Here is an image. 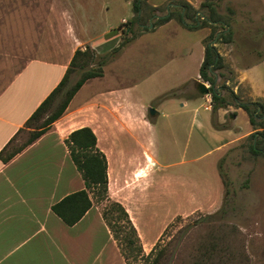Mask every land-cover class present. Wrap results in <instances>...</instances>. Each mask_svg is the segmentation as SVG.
Masks as SVG:
<instances>
[{
    "label": "rangeland",
    "instance_id": "rangeland-1",
    "mask_svg": "<svg viewBox=\"0 0 264 264\" xmlns=\"http://www.w3.org/2000/svg\"><path fill=\"white\" fill-rule=\"evenodd\" d=\"M150 1L160 4L153 8ZM206 2L214 4L219 15L226 20L227 29L231 32L230 42L219 41L216 37L217 32L223 30L222 25L188 29L177 20V16L184 12L183 4H190L192 8L183 14L184 21L193 24V18L189 16L197 10L195 16L200 17L198 21L201 22L208 15L207 7L201 6ZM54 7L76 13L75 20L91 35L98 34L105 27L117 29L123 18L127 20L124 29L127 30L129 22L133 21L131 3L125 0H0V49L8 43L30 42L33 47L39 35L46 32L44 23L52 17L49 11H54ZM167 14H172L175 20L158 27L156 19ZM153 26L154 30H150ZM131 27L135 37L124 45L127 46L124 51L120 49L117 52L120 55H117L118 59L112 57L107 67V71L110 68L119 74L116 82L111 84L139 83L137 81L147 70H153L163 61L168 50L182 52L183 78L188 75L185 82H169L171 86L154 98H149L152 91H148L149 86L146 89L147 82H141L135 88L133 103L138 106L145 104L155 110L159 107L156 110L159 113L143 142L154 160L143 165L140 182H137L143 192L148 186L149 190L146 196L137 199L142 202L137 215L128 213L131 221L137 217L138 224L149 237L164 223L161 233L168 224L174 223L169 235L191 224L194 227L189 232L192 238L188 242L192 244L199 234L206 231L208 220L204 215L209 214L192 211V208L195 205L207 207L217 198L219 160V171L226 185L221 206L210 214L215 220L236 224L244 238L249 264H264V140L257 145L260 151H253L252 139L248 135L261 130L258 126L264 125V111H258L252 125L248 114L236 107V100L230 95V90H233L239 101L264 103V0H146L140 21H133ZM144 27L149 31L139 38L137 33L145 31ZM132 33H126L124 38ZM112 35L109 34L106 40ZM205 43L214 45L221 56L222 66L213 74L217 90L227 96L230 103L217 111L212 109L210 94L196 95L195 80ZM103 55H97L96 60ZM180 61L176 56L175 64ZM81 73L80 69L73 72L69 84L75 82ZM203 82L209 85L207 81ZM223 83L227 88L220 87ZM170 90H177L178 95L160 101L156 99ZM180 92L195 95V98H184ZM180 97L187 99L183 107L181 103L184 100H178ZM207 104L211 107L209 110L204 109ZM180 108L184 112L181 118L174 113ZM241 134L244 136L220 150L218 144ZM27 136L26 131L21 132L17 143L23 142ZM126 184L114 181L111 186L119 192ZM126 187L129 189L128 185ZM117 194H113V199H100L91 194L100 210L114 220L118 213L112 209V200H119ZM121 200L131 201L127 195ZM222 207L226 214L220 212ZM115 224L126 226V221L120 219ZM127 230L125 228L119 233V238ZM140 243L146 255L156 242L151 248L143 245L141 240ZM130 261L131 264H145L141 257Z\"/></svg>",
    "mask_w": 264,
    "mask_h": 264
},
{
    "label": "crops",
    "instance_id": "crops-1",
    "mask_svg": "<svg viewBox=\"0 0 264 264\" xmlns=\"http://www.w3.org/2000/svg\"><path fill=\"white\" fill-rule=\"evenodd\" d=\"M125 1L131 3L132 0ZM150 3L153 7L160 4ZM49 12L53 18L44 23L46 32L39 35L33 47L30 42L8 43L0 49V149L59 83L76 49L89 46L97 57L117 47L126 34L119 25L117 29L105 27L91 35L75 20L73 11L54 7V11ZM174 20L171 18L158 27ZM146 31L149 29L138 32V37L148 33ZM111 33L112 38L106 40ZM126 47L123 46L122 51ZM168 51L157 67L147 70L137 81L147 82L146 89L149 86L148 91H152L149 98L168 89L169 82L188 80V75L183 78L182 52ZM176 56L180 61L177 65ZM203 57L204 50L199 68ZM111 59L102 66L101 76L89 78L82 84L47 131L8 162L0 160V264H127L110 226L93 200L92 206L73 225L64 223L51 209L65 195L85 188L64 142L72 130L84 126L92 129L97 147L106 156L109 198L118 193V202L129 214L137 215L142 204L137 199L148 193L149 186L143 192L137 182H140L143 165L154 160L143 142L159 112L151 117L145 104L133 103L139 83L111 84L119 77L116 70L109 68L107 71ZM199 78L198 70L196 80ZM184 98H178L184 100L181 107L186 104ZM207 101L210 100L207 98ZM207 106L204 109L209 110L211 107ZM174 113L181 118L184 112L180 108ZM243 136L218 146L223 151ZM218 165L219 160L217 198L207 207L195 205L192 211L212 213L221 206L224 183ZM114 181L127 183L129 189L125 185L116 192L111 186ZM126 195L131 201L121 200ZM135 218L133 223L140 240L151 248L165 223L149 237Z\"/></svg>",
    "mask_w": 264,
    "mask_h": 264
},
{
    "label": "trees",
    "instance_id": "trees-1",
    "mask_svg": "<svg viewBox=\"0 0 264 264\" xmlns=\"http://www.w3.org/2000/svg\"><path fill=\"white\" fill-rule=\"evenodd\" d=\"M145 1H131L133 21H140L142 5ZM201 6H206L208 10V15L205 18L203 17L201 22L198 21L200 17L196 18L195 16L197 10H194L193 14L189 16L193 18V24H188L184 21L183 14L185 10L192 8L190 4H183L182 10L184 12L177 16V20L188 29H197L204 25H209L210 27L222 25L223 30L217 32L216 37L219 41L230 42L231 32L227 29L226 20L217 12L216 6L210 2L202 3ZM227 9L232 12L230 6H227ZM171 18H173L172 14L160 16L156 19V24H162ZM133 21L129 22V30H122L123 33H132L131 23ZM148 29V27L143 28V30ZM134 37L135 34L132 33L128 38H122L117 47L101 56L98 60H96L95 51L89 46H86L84 49H76L59 83L41 101L25 121L23 127L19 128L0 149V160L4 163L8 162L47 131L53 122L63 114L68 103L82 84L89 78L101 76L103 73L102 66ZM221 66V56L215 46L205 43L204 57L199 68V76L203 81L209 83L211 106L214 111L225 108L230 104L227 99L228 97L220 94L216 88L217 83L215 82L213 72ZM78 69L82 70L81 75L75 82L69 84L71 74ZM220 87L227 88L224 83ZM177 95V90H170L159 95L156 99L160 101ZM180 95L185 98H193L195 96L183 92H180ZM196 95L201 94L196 93ZM230 95L236 100V107L242 108L248 114L250 123L254 125L255 117L259 114L258 111H264V103L259 101H239L233 90H230ZM214 126L218 128L215 123ZM258 128H261V130L253 131L249 134V137L252 139L251 149L253 151H260L257 145H259V141L264 140V125H259ZM24 131L28 134L27 138L23 142L17 143L18 135ZM64 142L74 165L84 180L85 188L65 195L54 203L51 209L64 223L73 225L92 206L93 199L91 194L100 199L102 197L109 198L107 160L105 154L97 147L96 135L90 127L84 126L72 130ZM222 180L225 186L226 181L223 177ZM112 209L118 213L115 220L114 218H109L105 212H102V215L110 226L127 264H131L130 260L137 259L138 257H141L145 264L250 263L249 255L245 249L244 238L238 226L222 219L215 220L213 214L204 215L208 220L206 222L207 229L203 234H199L192 244L188 240L192 238L189 232L194 226L187 224L169 235V230L174 225V223H171L165 227L150 252L144 255L137 229L126 209L121 203L114 200H112ZM220 212L226 214L223 207L220 209ZM120 219L126 221V226L115 224ZM125 228L128 229L127 232H125L122 238H119V233L124 232ZM165 237L167 238L165 239Z\"/></svg>",
    "mask_w": 264,
    "mask_h": 264
},
{
    "label": "water",
    "instance_id": "water-1",
    "mask_svg": "<svg viewBox=\"0 0 264 264\" xmlns=\"http://www.w3.org/2000/svg\"><path fill=\"white\" fill-rule=\"evenodd\" d=\"M195 87L196 90L198 91L199 94L201 95H209L210 94V90H209V85H207L205 82L201 81V80H195ZM157 113V111L152 108L149 107L148 108V114L152 117Z\"/></svg>",
    "mask_w": 264,
    "mask_h": 264
},
{
    "label": "built area",
    "instance_id": "built-area-1",
    "mask_svg": "<svg viewBox=\"0 0 264 264\" xmlns=\"http://www.w3.org/2000/svg\"><path fill=\"white\" fill-rule=\"evenodd\" d=\"M126 23H127V20H125L124 18L121 20V22H120V28L122 29V30H124L125 29V27H126ZM208 107V106H207Z\"/></svg>",
    "mask_w": 264,
    "mask_h": 264
}]
</instances>
